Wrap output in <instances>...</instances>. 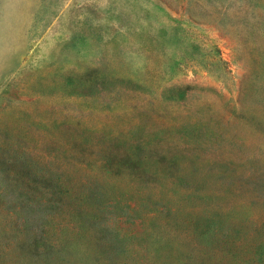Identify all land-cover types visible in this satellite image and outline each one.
<instances>
[{"label":"rangeland","instance_id":"obj_1","mask_svg":"<svg viewBox=\"0 0 264 264\" xmlns=\"http://www.w3.org/2000/svg\"><path fill=\"white\" fill-rule=\"evenodd\" d=\"M230 228L264 253V0H0V264H246Z\"/></svg>","mask_w":264,"mask_h":264},{"label":"trees","instance_id":"obj_2","mask_svg":"<svg viewBox=\"0 0 264 264\" xmlns=\"http://www.w3.org/2000/svg\"><path fill=\"white\" fill-rule=\"evenodd\" d=\"M30 176H26L27 180H35L32 174H29ZM41 177L39 178H43L45 179L46 176H44L45 174H39ZM19 177H22L21 174H18ZM67 180L71 182V179L68 176H65L63 178H61V180ZM137 184V182H135ZM57 186H62L61 182L57 181L56 183ZM64 187V186H63ZM66 187V195L62 198V203L66 198H68L70 201L67 202V206L69 208H66V213H68L69 211H72L71 209V205H75L74 201L78 199V197H74L73 196V192L75 191L74 188H72L71 184L69 183V185L65 186ZM64 189V188H63ZM74 198L73 202L72 199ZM163 207V206H161ZM157 206L155 207L154 210H147L145 212H143L144 216L147 219H151L155 216H157L159 213H161L163 211V209ZM146 220V219H145ZM201 228L199 226V229L201 231ZM260 228H254L253 230H251V232L256 233L258 231H260ZM229 231L231 233H228L226 235H224V240L223 243L225 244V248H227V254L230 256V260H232L231 262H240L243 261L246 264H258V263H264V253H258L256 254L255 252H252V249H254L255 247H257L258 249L261 248L260 245L263 246L262 243L257 244L255 241H252L251 238H249L250 236H252L251 233H247V232H241L240 230H234V228H230ZM239 235V236H234V235ZM136 252V251H135ZM135 254V253H134ZM137 254H140L139 252H137L134 256H136ZM216 264H221L219 262V260L217 261Z\"/></svg>","mask_w":264,"mask_h":264}]
</instances>
